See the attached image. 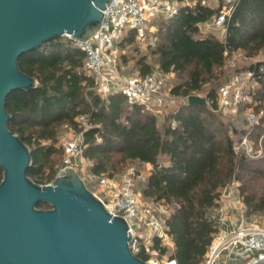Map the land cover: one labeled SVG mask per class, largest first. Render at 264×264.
I'll use <instances>...</instances> for the list:
<instances>
[{"label": "trees", "instance_id": "obj_1", "mask_svg": "<svg viewBox=\"0 0 264 264\" xmlns=\"http://www.w3.org/2000/svg\"><path fill=\"white\" fill-rule=\"evenodd\" d=\"M176 1L181 5L173 16H153L150 36L155 42L149 45L159 72L187 75L171 89L173 96L200 92L209 78L219 77L215 70L235 52L249 58L264 53V0H237L225 20L223 38L202 34L199 28L220 14L223 0L217 6L206 0ZM186 2L190 4H182ZM137 35V29L124 30L116 42L118 50L133 44ZM17 64L36 79L37 86L8 96L7 127L29 147L32 164L26 174L35 183L49 184L59 172L55 166L63 153L57 142L64 126L82 132L83 157L95 176L119 175L132 162L149 164L142 197L167 207L165 231L173 245H161L156 237L154 248L160 256L170 250L168 257L176 264L202 263L217 232L209 212L218 208L232 181L239 183L247 216L264 213V192L250 184L264 179V114L251 132L242 135L253 144L260 138L262 156L251 158L234 150L229 126L217 112L214 89L207 92V105L185 102L165 117L161 128L155 113L129 104L121 92H99L86 68L84 51L68 38L42 44L20 56ZM138 65L140 76L152 71L143 57ZM247 71L258 86L249 93L260 108L264 106V61L251 64ZM79 117L85 119L86 128ZM38 207L49 208L44 203ZM137 256L148 260L144 253Z\"/></svg>", "mask_w": 264, "mask_h": 264}, {"label": "water", "instance_id": "obj_2", "mask_svg": "<svg viewBox=\"0 0 264 264\" xmlns=\"http://www.w3.org/2000/svg\"><path fill=\"white\" fill-rule=\"evenodd\" d=\"M112 1L0 0V264H150L131 252L126 219L112 215L73 168L46 185L30 179L29 147L7 127L8 96L37 86L19 57L60 37L88 41ZM187 102L207 105L198 95Z\"/></svg>", "mask_w": 264, "mask_h": 264}, {"label": "built area", "instance_id": "obj_3", "mask_svg": "<svg viewBox=\"0 0 264 264\" xmlns=\"http://www.w3.org/2000/svg\"><path fill=\"white\" fill-rule=\"evenodd\" d=\"M236 1L223 0L220 14L206 22L207 31L224 30L225 20L230 16ZM168 3L167 0H149L148 9H145L141 0H113L104 11L99 31L86 42H74L84 51L86 68L93 73L96 86L103 95L111 91L121 92L129 104L143 105L150 111L162 106L165 75L156 68L144 76L136 75L122 79L116 64L118 53L116 42L127 29H137L140 38L146 36L147 22L151 16L162 14L171 17L176 14L178 2L174 0L171 5ZM154 42L155 38L150 36L149 45H153ZM249 75L251 77L250 73ZM251 102L250 93L244 89V85L237 84L236 80L227 81L217 89V111L231 113ZM246 121L254 126L258 124L259 118L253 113H248ZM79 122L81 125L85 124V119L82 118ZM59 147L63 153L60 170L73 168L87 187L89 181L97 179L98 189L93 194L112 215L126 219L132 235L129 244L131 252L135 255L146 254L148 256L146 262L150 264H176V261L169 257L160 260L153 258L159 254L154 248V238L157 237L161 245L170 248H173V245L165 231L168 209L162 203L147 201L142 197L139 185L146 181L147 174L141 169L129 168L124 173L112 177L93 175L89 162L83 157L82 132L71 129L60 139ZM233 147L237 153L242 152L251 158L262 156V148L259 146L258 149H254L248 135L233 141ZM85 166L88 169L84 168ZM229 187V194L232 195L239 211L240 221L229 223L227 227L224 221V207L210 214L217 232L201 264H218L222 255L225 256L224 264H250L264 259V223L257 215L247 216L236 189V182L232 181Z\"/></svg>", "mask_w": 264, "mask_h": 264}, {"label": "rangeland", "instance_id": "obj_4", "mask_svg": "<svg viewBox=\"0 0 264 264\" xmlns=\"http://www.w3.org/2000/svg\"><path fill=\"white\" fill-rule=\"evenodd\" d=\"M143 7L148 9L149 0H141ZM207 4L211 6H217L219 0H206ZM154 17L151 16L147 22V29L145 31L146 36L140 38L138 35L135 37V41L131 45H126L124 49L118 50L117 53V70L122 77V79L129 78L131 76L139 75V65L138 60L143 57L145 58V62L149 63L152 66V69L158 68L157 66V59L151 54V50L149 48L148 38L153 31L152 28V21ZM214 34L220 37L221 30L215 29ZM203 34V33H202ZM152 37V36H151ZM67 39V37H64ZM264 61V53H260L258 56L254 58H249L245 55V53L238 51L226 58L225 64L221 69L215 70V74L219 76L218 78H209V80L202 86V89L198 93H192L191 95H198L200 97L206 98L207 92L211 89H214L216 92L217 89L225 84L227 81H234L236 80L237 84L244 85V89L247 92L254 91L258 86L256 82L250 77L249 72L247 71L248 66L253 63ZM158 70V69H157ZM165 75V85L163 87V97H162V106L160 108H154L151 112L155 113L158 119V124L162 128V124L164 122L165 117L173 110H175L181 104L187 102V97H176L173 96L170 92L171 89L178 84L184 82L187 78L186 74H178L175 72H170ZM259 107V103L252 99V102L248 105H243L238 108L236 111L227 113L225 111L219 110L217 111L220 114L221 119L225 124L229 126L230 134L233 140H237L240 136L251 132L252 126L247 123L246 121V114L253 113L258 118H260L264 114V106ZM78 121H82V118H78ZM81 126L85 127V124ZM75 131L73 128L69 126H64L59 130L58 134V142L57 146L59 147L60 139L68 134L70 130ZM76 132V131H75ZM260 138L258 139L257 144H254V149L259 148ZM261 157V156H260ZM60 158L57 159L56 168H61L62 160ZM258 159V157H257ZM84 163V162H82ZM90 164V163H88ZM87 166V164H86ZM84 167L88 169V167ZM255 167L262 168L261 164H256ZM129 168H138L141 169L148 175V168L145 164H140L137 162H132L127 166ZM126 169V170H127ZM124 170V172L126 171ZM123 172V173H124ZM87 174V173H86ZM122 174V173H120ZM81 175L83 173L81 172ZM250 184H253L255 190L259 193L264 192V179L261 180H252ZM140 184V188H141ZM239 183L236 182V189L238 190ZM88 188L94 192L98 189V181L97 179L91 180L88 182ZM239 192V191H238ZM224 196V192L221 198ZM167 208V207H166ZM260 217V221H264V213L257 215ZM143 230V227L141 228ZM169 252L166 253L164 256H153V258L166 259L169 256Z\"/></svg>", "mask_w": 264, "mask_h": 264}, {"label": "crops", "instance_id": "obj_5", "mask_svg": "<svg viewBox=\"0 0 264 264\" xmlns=\"http://www.w3.org/2000/svg\"><path fill=\"white\" fill-rule=\"evenodd\" d=\"M169 3L168 4H173L174 0H167ZM176 1V0H175ZM177 2V1H176ZM179 5H181V3L178 2ZM182 4H190L188 2L186 3H182ZM199 28H200V31L203 33V34H206V33H213L214 34V30H211V31H207V28H206V22L205 23H202V24H199ZM221 30V33H220V38H223L224 37V30L220 29ZM147 167H150L148 168L149 170L151 169V166L149 164H145ZM148 170V171H149ZM218 208L212 210L209 212V214H213L217 211V209L221 208V207H224V213H225V224L226 226L228 227L229 226V223H238L240 221V214H239V211L237 210V207L235 206L234 204V199L232 197L231 194H229V196L226 198V197H222L218 203ZM264 223V221H263ZM224 255L221 256L218 264H224Z\"/></svg>", "mask_w": 264, "mask_h": 264}]
</instances>
